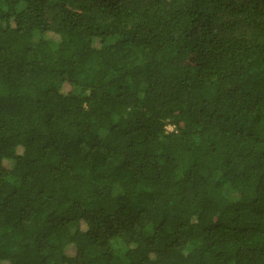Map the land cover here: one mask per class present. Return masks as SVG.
Instances as JSON below:
<instances>
[{"label":"trees","instance_id":"trees-1","mask_svg":"<svg viewBox=\"0 0 264 264\" xmlns=\"http://www.w3.org/2000/svg\"><path fill=\"white\" fill-rule=\"evenodd\" d=\"M0 264H264V0H0Z\"/></svg>","mask_w":264,"mask_h":264},{"label":"rangeland","instance_id":"rangeland-1","mask_svg":"<svg viewBox=\"0 0 264 264\" xmlns=\"http://www.w3.org/2000/svg\"><path fill=\"white\" fill-rule=\"evenodd\" d=\"M166 131H167V132L171 131V127H167V128H166ZM114 246L117 247V248H118V247H122L121 243H119V242H115V243H114Z\"/></svg>","mask_w":264,"mask_h":264},{"label":"clouds","instance_id":"clouds-1","mask_svg":"<svg viewBox=\"0 0 264 264\" xmlns=\"http://www.w3.org/2000/svg\"><path fill=\"white\" fill-rule=\"evenodd\" d=\"M167 127H169V126H167ZM167 127H166V128H167ZM171 131H172V128H171ZM169 132H170V131H169Z\"/></svg>","mask_w":264,"mask_h":264}]
</instances>
